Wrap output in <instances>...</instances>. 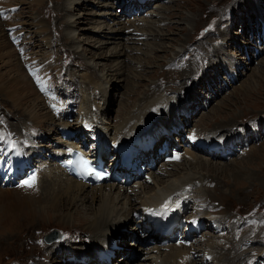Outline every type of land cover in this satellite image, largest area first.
<instances>
[{
    "label": "rangeland",
    "instance_id": "rangeland-1",
    "mask_svg": "<svg viewBox=\"0 0 264 264\" xmlns=\"http://www.w3.org/2000/svg\"><path fill=\"white\" fill-rule=\"evenodd\" d=\"M0 7L4 9L0 12H3L0 20H6L1 26L3 32L16 36L11 40V43L17 44L16 47L13 45L18 52L14 55L21 58L18 49L25 48L29 62L25 66L20 60V65L24 66V74L34 89V96L28 97V105L21 110L11 104L9 97L0 96V142H10L11 153L14 148L19 151L13 154L12 164L23 154L33 167L41 171L53 167L59 147L57 142L61 139L57 126L45 123L40 136H36L29 131L28 125L38 128L43 121L41 116L45 114L57 117L50 107L57 102L55 96L62 98V103L69 101L72 116L63 123H72L84 94L82 82L96 78L101 70L110 69L114 61L124 60L120 64L122 74L112 73L103 82L105 121L118 124L129 110L142 102L145 94L158 89L160 95L157 98H165L162 106H155L163 108L161 115L146 119L132 136L148 134L157 141L155 146L164 140L171 147L182 146L181 135L189 134L190 137V133L195 131L199 134L203 132L202 138H211L215 142L238 138L235 145L232 142L223 143L235 148L236 151L230 147L223 151L231 155L220 157L219 154H211L214 156L206 158L226 165L229 172L225 175L195 170L200 176L219 177L221 189L215 193V199L204 206H207V213L215 215L216 219L222 218V225L216 223L219 233L207 234L206 231L210 230L206 228L195 240L207 234L204 240L218 242L220 248L215 257L220 259V264H264V188L258 183V179L264 180V0H0ZM115 19L121 24L111 26ZM110 27H119L124 31L134 28L151 32L154 36L142 38L120 33L119 36L129 39L103 38V33ZM42 29L44 34L40 32ZM67 36L75 43H65ZM104 42L108 44H102ZM117 42L119 44H115ZM114 46L116 49L112 48ZM111 51H119V54L112 55ZM46 57H49L46 61L51 65L49 69L46 63H41ZM30 62L32 65L28 67ZM91 63L97 64L95 69L90 67ZM0 66V73L7 70L2 63ZM45 68L43 81H37L33 77L34 72ZM15 71L10 74L17 75ZM173 101L175 104H170ZM34 104L40 108L41 116L31 121ZM150 120L154 121L151 125H160L162 130L167 131L149 127L144 132L143 126ZM56 121L57 125L60 121ZM131 137L124 142H129ZM31 140L36 145L32 151L34 154H28L29 148L24 147V143L31 144ZM151 152L155 167L149 166L150 151H140L136 155L146 157V161L139 163L142 164L139 168H143V174L129 171V183L121 175L120 178L118 176V186L130 191L131 197L139 193L136 188L138 183H146L149 174H156L163 164L168 163L163 160L165 156L156 153V148ZM6 158V155L3 159L0 157V164L5 163ZM237 170L245 175H239L242 173ZM8 175L7 172L1 174L0 182ZM213 178L210 182L214 183ZM238 179L239 184L235 185ZM19 181L10 188H4L0 183V190L14 192L21 184ZM227 182H235V186H228ZM112 183L118 184L115 180ZM225 187L240 191L237 193L235 190V195L222 194L221 190ZM38 193L41 195L40 191ZM235 196L240 200H236ZM73 212V209H67L60 216L51 212L53 214L38 215L35 220L21 219L17 229L10 232L3 218L0 219V264H154L150 258L156 255L150 251L160 247L158 245L162 241L150 246L148 234L143 236L145 232L133 230L134 221L130 222L131 219H117V222L94 233L88 230L89 225H85L84 231L79 233L81 229L77 225L59 222ZM15 213L17 220L26 212L14 209ZM54 213L56 217L52 216ZM253 220L261 221V224ZM204 225L208 227L209 222H204ZM51 231H56L62 238L45 243L43 238ZM247 237L249 241H245ZM207 241L210 245L211 241ZM172 244L161 245L167 250L160 251L159 261L169 262L167 259L173 251L167 247L174 246L175 242ZM53 246L61 248L50 251ZM197 246L204 247V241H199ZM102 252L114 254L109 263L100 259L105 257ZM146 258L149 260H143Z\"/></svg>",
    "mask_w": 264,
    "mask_h": 264
},
{
    "label": "bare ground",
    "instance_id": "bare-ground-1",
    "mask_svg": "<svg viewBox=\"0 0 264 264\" xmlns=\"http://www.w3.org/2000/svg\"><path fill=\"white\" fill-rule=\"evenodd\" d=\"M1 8L2 7H0V12L4 10ZM5 22L6 20H3V21L0 20V63H2L3 66L7 68V70H5L3 73H0V96L4 94L5 97L6 96L9 97L11 100L10 101L11 104H13L14 106H17L18 107L17 110H21L22 108L28 105L27 104L28 97L34 96L33 85L32 83H30L29 79L24 74V70L22 68L24 66L21 67L20 65V62L22 61L23 65L27 66V63L29 62V60L26 57L27 55L25 54V51H24L25 48L23 47L18 49L20 54H22L21 58H19L18 56L16 57L14 55V52L16 53L15 51L16 49L14 50L13 45H15L16 47L17 44L11 43V40H13L15 35L11 33L7 35L5 32H3L4 30L2 29L1 26ZM120 24L121 22H119L118 19H115L114 21H112L111 26L120 25ZM43 30L44 29L40 31L42 32V34H44ZM115 33H117V35H113ZM120 33L139 35L142 38L154 36L152 35L153 33L151 32L139 31L138 29H134V28L128 31H124L119 27L108 28L107 31L103 33L102 36L105 39H112V40L117 39L120 41L121 40L127 41L129 39V38H122L121 36L118 35ZM71 39L72 38H69L67 36L65 37L64 41L65 43L74 44L75 41L74 40L71 41ZM102 44H108V42H104ZM115 44H119V43L117 42ZM112 48L114 49L115 46ZM131 50H135V49L131 48ZM111 54L112 55L119 54V51L118 52L111 51ZM51 56L49 55V57ZM49 57H46V59L43 60L41 63L45 64L46 61L49 60L48 59ZM177 58H179V55L176 56V59ZM123 62L124 60L123 61L116 60L114 61V64L111 66L110 69L101 70L99 71V74L96 76V78H92L90 80L87 79L85 81L86 83L82 82L84 94L82 96L80 105L77 108L76 116L72 120V123L71 122L70 123L69 122H66V123L59 122L56 125L55 122H57L56 121L57 119L55 116H51L49 114H45L41 116L40 108L38 109V105L34 104L31 108L32 109L31 113L34 112V114L31 115V121L38 120L37 118L39 116H41V119L43 121L38 125V128L32 125H28L29 131L31 133L33 132V134H35L36 136H40L41 128H43L45 126L44 124L47 123V124H52L54 126H57V130L59 132H60V129L71 130L72 132L75 133V135L84 134L86 138L88 135L86 133H90V134L92 133L96 137V140L94 141L95 143L94 153L96 154V151L99 148H101L102 151L105 152L106 151L105 147L108 149V152L110 151L112 153V149H114L115 144L118 146V144L123 143L124 140L131 137L132 134L134 133V130L140 127L141 125H143L146 119H149L155 115L156 116L161 115V110L163 108L155 107V106L157 105L162 106L163 102L165 101V98H163L162 96L159 99L157 98L160 95V92H157L159 91L158 89H154L151 92H148L147 94H145V97L143 98L142 102L139 103L132 110L128 111V109H125L124 111L127 110L128 112L126 113L124 118H122V120L118 121V124H116V122L114 124H110L109 122L105 121L106 120L104 117L105 115V106H104L105 105L104 103L105 87L103 86V82L106 81L107 77L109 75H112V73L113 74L117 73L118 75H121L122 65L120 64H123ZM30 63L31 64H29L28 67L32 65V62ZM45 66L47 69L51 67L50 63L49 64L46 63ZM96 66L97 64H93V63H91L90 65V67L93 69H95ZM175 66L176 64L173 66V69L175 68ZM33 67H35V65ZM46 68L43 70H39V72L37 71V73L34 70L35 72L33 74V77L36 78L37 81H43L45 74H46V71H45ZM14 70H16L15 72L18 73L17 75L10 74V72ZM26 70H29V69H26ZM159 84L162 85V81H159ZM10 94H12V96H10ZM13 94H15V96ZM36 99L37 98L35 97V100ZM170 104H175V101L170 102ZM167 108L169 109V107ZM152 122L154 121L150 120V122L145 123V126H143L145 127L144 132L149 127L154 128V129L158 127L160 130H162L160 125H156V126L151 125ZM165 130L166 129H163L162 131H165ZM36 132H39V133H36ZM195 132L190 133V137H193L194 135V138H190L191 140L193 141L198 140V141H201V143H205L207 145H210L211 143H213L214 140H212L211 138H208L207 140L202 138L204 137V136H201L203 135V132H201L200 134H199V131H195ZM156 135L158 136L159 134H156ZM132 137H134V135ZM237 139L238 138H233L229 140L228 138L226 139V141H224V143L232 142L235 145V143L237 142ZM208 141H211V142H208ZM57 144H59V147L57 148L55 152L56 156L54 158L55 160L53 162V167H51L50 169L42 170V171L40 170L38 173L35 174L36 176L35 188L29 189L26 187L19 186L14 192L8 191V190H0V202L1 203L6 202L4 205L0 206V219L3 218L4 220L3 222L5 223L4 225L7 226V229L9 230V232L11 230L17 229V225L19 223L18 221H20L21 219L22 220H25V219L35 220L38 217V215L53 214L51 212H55V213L57 212L58 216H60L62 212L67 209H73L74 212L71 213L70 217H67L65 219L66 221L64 219L62 220L59 219V222L61 224L64 223L67 225H72V224L74 226L77 225L81 229V231H78L79 233L84 231L85 225H89L88 230L94 233V232L101 231L103 227H105L106 225L110 223L117 222V219L121 221L124 218H129L131 219L130 222L134 221L133 230L136 229L135 231L141 230L145 232L143 236H145L147 233L148 239H150V242L155 241V244H157L160 241L165 240V238L162 236L163 233H171L173 237H176V234L178 233L177 231L179 229V226L177 227V225H179L180 220L183 217L184 213H187L188 215L187 218L190 219L189 221H197V225H198L194 227L193 226L187 227L188 233L186 234L184 238L185 242H188L190 240L191 234L195 235V234L200 233L201 229L199 228V224L201 222L202 224L204 222H209V225L206 228L207 229L209 228L210 231H206V233L209 234L210 232L211 233L210 235H213L216 233V230H213L211 228V223L215 222V223H218L219 226L222 225V221H221L222 218L219 217L216 219L215 215L207 213V211L205 210V207L207 208V206H204L206 202L211 201L212 199H215L214 198L215 193L221 189V185L219 183L220 179H218L219 177L214 176L215 179L211 177L213 178L212 181H214L215 183L214 184L213 182H210L211 178L209 176L207 177L200 176V174H198L199 172L198 173L195 172V170L197 171L204 170L206 171V173H211L210 171H212V174H217V172H220V173H223L224 175L227 172H229L228 168H226V165H222V164L220 165L217 163H213L209 161L208 159H206L214 155L207 154V153L205 154L204 152L197 151L191 145H189V147L183 148L181 152L182 154H180L179 152L172 153V160L168 161V163L163 164L156 174L155 173L152 175L149 174L148 178H146L148 180H145L146 183H138L136 188L139 190V193H137L136 196H133L132 194V197H131L129 196L130 191L128 192L127 189L123 188L122 186H118L119 185V181L117 182L118 176L121 175L122 177H124L126 179V182L128 183H129V178H130V174L127 171L122 170L119 167L118 163L115 167V177L110 178L111 180H106L99 184H93L92 180H89L85 183V182L74 179L69 174V171H68V164H67V160L69 158L68 150L69 149L72 150L73 148H78L77 144H75L73 141L67 142L63 140L62 137L60 140H58ZM24 147L25 149L29 148L27 149V151H29L28 154L35 153V152H32L33 149L36 148L35 142H33V140H31V144L30 142L24 143ZM11 148H12V144L10 142H6V144L3 141L0 142V157L3 159L5 155L7 156L6 162L0 164V175L3 174L4 172H7L8 174H10L14 171V167L10 165V163L12 164L13 154H18L19 151L16 148H14L15 151L11 153L10 151ZM4 151H7V152L5 153ZM223 151L219 153L220 157H227L231 155L230 152L226 151L228 153L226 152L224 153ZM108 152H105V153H108ZM177 156L179 157V159H175V157ZM137 160L139 161L137 163L138 167H142V164H139V163L146 161V157L142 154L135 155L133 162H137ZM58 161L60 162V167L58 166ZM119 163L121 164V161ZM110 166L114 167V164ZM175 167H177V169ZM190 170H193V171H190ZM239 173H242V171L240 170ZM235 174L237 173L235 172ZM239 175L244 176L245 174L242 173ZM127 177H128V180H127ZM244 178H247V177L245 176ZM113 180H115V182L118 184L116 185L113 183L111 184ZM239 180L240 179L237 180L235 185L239 184ZM105 182H108V183L110 182V184L106 185ZM221 182L222 184L226 185L224 181H221ZM147 183H150V184L146 186ZM211 183L213 184L210 185ZM234 183L227 182L228 186L230 184L234 185ZM258 183L260 185L262 184L263 185L262 187L264 188V180L258 179ZM12 185H16V183L12 184L11 182H8V183L3 182L1 186H3L4 188H10ZM224 189L225 190H221L222 194L233 193L235 195L236 188L234 190L233 189L231 190L228 187H225ZM246 189H248V187ZM39 191L41 192L42 197L38 193ZM236 191L237 193H239L240 190H236ZM19 196H21L24 199H21ZM235 199L240 200V198H237V196H235ZM178 202L180 204H177ZM162 204H168L170 206L177 204L176 206L179 209H177L175 215H170L168 212H163L161 214L159 220L163 224V227L162 229L159 227L160 230L158 232L156 233L154 232V228L152 224L147 223L145 220H137L134 218L135 217V214L133 215L134 212H139V211L143 212V210L146 211L150 209H155V207L161 206ZM185 204H188V208ZM185 207L186 209L184 210V213H183L181 210ZM212 208H214V206H212ZM14 209L23 210V211L25 210L26 213L25 214L23 213L22 218L15 220L16 213L14 214ZM55 213L54 215H52L53 217H56ZM204 213H205V216H204ZM253 222L261 224L260 223L261 221L253 220ZM145 225H147V227ZM36 232L34 234H36ZM258 232H261V231H258ZM207 234H203L202 236H200L198 240H194L193 244H190L188 246L183 244L182 241H180L179 239L177 238L174 239L173 243L175 242V245L172 247H167V248H170L168 249L169 251L170 250L173 251V252H170L171 257L167 259L169 261L167 262V264H187L189 262H191V264H220V259H217L215 257L216 256L215 254H217V251L220 248L219 243L212 241V239L209 240L211 241L210 245L206 243L207 239L204 240V238L206 237ZM69 235L70 237H72L71 234ZM209 237L212 238L211 236ZM248 238L249 237H247L245 241L246 240L249 241ZM55 241H59V240L54 239L51 243ZM199 241L200 242L204 241V247L199 248V246H197V243ZM205 244H207L208 246H206ZM162 246L158 248L156 247L152 248V250L150 251V252L155 253L156 255L155 258H150V261L152 260V263L165 264L164 261H161V260L159 261V257L161 255L160 251L166 249L165 247H162ZM59 248H61V246H56V248L55 246H53V247H50L49 250L51 251L53 249H59ZM44 252H46V250ZM37 254L39 253L37 252ZM105 255L106 254L102 256H105ZM36 257L37 256H35V258ZM212 257L215 262L212 260ZM100 259L105 260L103 257H101ZM143 260H149V258L148 259L146 258Z\"/></svg>",
    "mask_w": 264,
    "mask_h": 264
},
{
    "label": "snow or ice",
    "instance_id": "snow-or-ice-1",
    "mask_svg": "<svg viewBox=\"0 0 264 264\" xmlns=\"http://www.w3.org/2000/svg\"><path fill=\"white\" fill-rule=\"evenodd\" d=\"M14 11V9H13ZM2 14V13H0ZM42 91L44 90L43 88L41 89ZM53 107H55L53 105ZM190 138H194L190 137ZM71 153V149L68 150ZM175 159H179V157H175ZM67 164L70 166H75L79 172L78 174L83 176V177H87V176H95L96 179H100L102 178L101 173L97 172L90 164V161H88L85 157H83L82 155H79L77 157V159L75 160H68ZM35 184H36V176L35 174L30 175L29 177H27L26 179H24L20 185L21 187H26L29 189H33L35 188Z\"/></svg>",
    "mask_w": 264,
    "mask_h": 264
},
{
    "label": "water",
    "instance_id": "water-1",
    "mask_svg": "<svg viewBox=\"0 0 264 264\" xmlns=\"http://www.w3.org/2000/svg\"><path fill=\"white\" fill-rule=\"evenodd\" d=\"M62 238V235H58L56 231H51L47 235L44 236V242L45 243H51L54 239L60 240Z\"/></svg>",
    "mask_w": 264,
    "mask_h": 264
}]
</instances>
